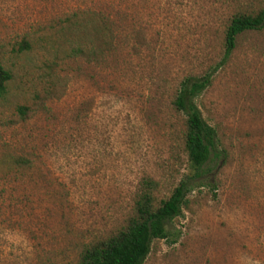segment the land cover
Listing matches in <instances>:
<instances>
[{
	"label": "rangeland",
	"instance_id": "374dc122",
	"mask_svg": "<svg viewBox=\"0 0 264 264\" xmlns=\"http://www.w3.org/2000/svg\"><path fill=\"white\" fill-rule=\"evenodd\" d=\"M262 6L0 0V64L11 75L0 94V264H75L125 225L143 179L155 182L154 203L166 197L188 171L171 105L179 80L220 58L234 12ZM82 8L111 23L97 64L70 52L66 21ZM195 102L223 154L170 222L175 241L152 240L142 264H264V26L237 36ZM20 155L29 163L16 167Z\"/></svg>",
	"mask_w": 264,
	"mask_h": 264
},
{
	"label": "trees",
	"instance_id": "16d2710c",
	"mask_svg": "<svg viewBox=\"0 0 264 264\" xmlns=\"http://www.w3.org/2000/svg\"><path fill=\"white\" fill-rule=\"evenodd\" d=\"M68 31L77 36L71 55L82 57V65L97 64L111 51L112 27L109 17L101 12L82 8V18L66 21ZM264 26V6L257 11L234 12L222 30V53L220 58L200 75H185L177 85L171 100L173 109L183 116L182 144L186 155L188 171L171 189L170 193L154 203L152 191L155 182L145 178L141 189L133 201V215L125 225L113 235L85 246L78 254L75 264H142L154 239L175 241L169 231L170 222L181 214L187 204V195L194 189L208 184L205 174L214 159L221 158L222 149L217 148L215 129L207 124L195 102L196 97L210 84L213 73L229 58L235 47L238 35ZM20 48L27 49L29 44L22 40ZM11 75L0 64V94L5 91ZM29 108L24 105L15 111L22 120ZM84 111V109L82 108ZM29 160L24 156H15L16 167L25 166ZM172 237V238H169Z\"/></svg>",
	"mask_w": 264,
	"mask_h": 264
}]
</instances>
